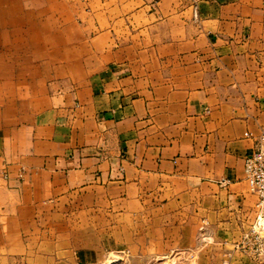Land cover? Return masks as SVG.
Masks as SVG:
<instances>
[{
  "label": "crops",
  "instance_id": "1",
  "mask_svg": "<svg viewBox=\"0 0 264 264\" xmlns=\"http://www.w3.org/2000/svg\"><path fill=\"white\" fill-rule=\"evenodd\" d=\"M51 1L0 0V264H69L87 214L152 198L198 264H264V0H62L60 28Z\"/></svg>",
  "mask_w": 264,
  "mask_h": 264
},
{
  "label": "rangeland",
  "instance_id": "2",
  "mask_svg": "<svg viewBox=\"0 0 264 264\" xmlns=\"http://www.w3.org/2000/svg\"><path fill=\"white\" fill-rule=\"evenodd\" d=\"M61 2L51 1V12L59 19L58 28ZM148 202L146 207L131 206L128 213L118 209L101 215L87 214L90 222L86 228L75 230L79 246L71 247L75 253L70 255L69 264H198L192 251L196 247L197 224L188 210L174 207L168 212L162 200L152 198ZM262 217L264 223V212ZM262 225L256 226L259 238L247 250L264 260Z\"/></svg>",
  "mask_w": 264,
  "mask_h": 264
},
{
  "label": "built area",
  "instance_id": "3",
  "mask_svg": "<svg viewBox=\"0 0 264 264\" xmlns=\"http://www.w3.org/2000/svg\"><path fill=\"white\" fill-rule=\"evenodd\" d=\"M194 13L197 14V6L194 7ZM245 179L248 182L250 191L258 197L256 204L258 210L257 223L252 226V229L245 233L243 241V249L251 248L252 241L259 238V231L256 226L262 225L264 232V223L262 213L264 212V132L257 141L256 149L253 153L249 154L245 158ZM8 173L4 172V177H7ZM258 253H262L260 250Z\"/></svg>",
  "mask_w": 264,
  "mask_h": 264
}]
</instances>
